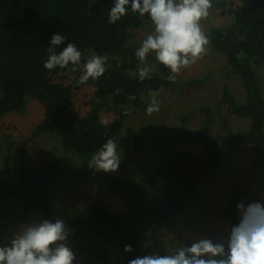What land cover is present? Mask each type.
Returning a JSON list of instances; mask_svg holds the SVG:
<instances>
[{"label": "trees", "instance_id": "obj_1", "mask_svg": "<svg viewBox=\"0 0 264 264\" xmlns=\"http://www.w3.org/2000/svg\"><path fill=\"white\" fill-rule=\"evenodd\" d=\"M212 5L221 9L222 15L230 16L232 22L210 29V46L225 57L228 76L239 80L243 92V100L238 102L228 85L223 84L217 106L224 105L229 114L249 122L246 130L234 133L217 109L222 132L229 146L248 145L257 165L264 168V99L254 69L264 64V0H239L232 7L224 0H212ZM113 6L114 0H0V120L10 113H24L28 97L43 109L41 120L15 149L19 156L24 155L28 143L51 135L58 137L63 151L83 161L90 160L110 138L118 150L141 149L147 145L146 139L124 123L128 108L144 111V98L150 91H184L203 82L162 79L168 69L153 54L148 58L155 62V68L149 79L139 82L138 75L130 73L139 60L135 57L137 47L130 46L129 41L144 21L151 20L147 14H133L129 8L121 20L109 24ZM57 33L65 36L64 43L57 46L58 53L73 43L82 53V63L93 55H102L107 61L104 75L81 85V72H72L71 65L46 70L43 64L47 47ZM85 86L93 88V96L89 111L80 115L73 109V96ZM117 89H122L120 95L115 94ZM130 95L135 100H128ZM100 111L114 114L104 128L95 125ZM199 112L203 118L197 128L187 126L185 115L177 134L156 137L158 164L148 191L135 187L127 162L122 160L117 172L104 183L106 193L120 201L122 210L98 205L66 219L73 247L84 254L83 264H128L131 259L145 256L139 252L141 241L181 214L198 193L201 180L219 170L227 149L211 133L214 111L201 107ZM177 142L194 145L199 152L180 150ZM63 172L57 162L27 166L21 161L14 169V180H0V234L37 220L54 222L50 183ZM241 202L247 206L252 201L248 190L236 186L221 211L228 228L212 234L215 242L226 238L227 231L239 223L236 205ZM195 241L190 239L184 244L190 246ZM126 245H131V252L124 251Z\"/></svg>", "mask_w": 264, "mask_h": 264}, {"label": "rangeland", "instance_id": "obj_2", "mask_svg": "<svg viewBox=\"0 0 264 264\" xmlns=\"http://www.w3.org/2000/svg\"><path fill=\"white\" fill-rule=\"evenodd\" d=\"M224 2L232 3V7L239 3V0H224ZM209 12V16L200 21L201 28L207 37L210 29L223 28L232 22L231 17L222 15L219 8L212 7ZM153 32L152 22L144 21L141 28L132 34L129 45L138 48L143 39ZM107 59L115 58L107 57ZM115 60L121 61L120 58ZM141 66L154 69L155 62L147 57L144 65H141L139 61L137 68L130 70V73L138 75V68ZM226 69L225 57L216 53L208 43L202 58L191 67L183 69L176 79L178 83H184L190 79H203L198 87L184 91H158L159 111L151 116L146 114V108L151 102L150 96L144 98L147 105L144 111L128 108L125 125L144 137L147 145L141 149L128 151L117 149V153L120 161L127 162L134 185L141 191L149 190L150 179L158 164L155 152L156 137L177 134L180 121L185 115H187V126L197 128L203 118L199 112L201 107L214 111L211 133L219 144L227 149L219 170L214 175L201 180L198 193L189 200L182 213L154 229L141 241L139 252L144 255H166L174 251L178 244H184L187 240L213 239L212 234L226 230L228 222L222 218L221 211L225 208L229 192L236 186L242 190H248V196L252 202H264V168L257 165L256 156L248 145L229 146V140L222 132L217 109L225 117L234 133L243 132L249 125L247 119H240L229 114L224 105L217 106L223 84L228 85L238 102L243 100L239 80L228 76ZM254 69L264 99V64ZM65 83L68 82L65 81ZM92 96L93 88L90 86L75 91L73 109L78 114L85 115L90 109L88 103ZM42 116L43 109L40 104L32 97H28L24 113H10L0 120V180H14V169L21 161L27 166L49 165L57 162L64 172L61 177L53 178L50 183L52 191L50 207L54 221L61 219L65 222L69 216L85 214L90 207L98 205L115 211L121 207L122 210L120 201L110 197L104 188L106 178L117 171L104 172L90 168L88 164L91 159L79 160L73 154L63 151L57 136H43L35 139L25 145L23 156L17 154L15 149L29 137L32 126L37 124ZM113 118V112L100 111L95 125L104 128ZM177 147L180 150L199 152L198 147L190 144L177 142ZM16 155L18 156L15 157ZM7 231L13 234L15 229L9 228ZM12 234L7 240L8 243ZM213 241L215 242L214 239Z\"/></svg>", "mask_w": 264, "mask_h": 264}, {"label": "clouds", "instance_id": "obj_3", "mask_svg": "<svg viewBox=\"0 0 264 264\" xmlns=\"http://www.w3.org/2000/svg\"><path fill=\"white\" fill-rule=\"evenodd\" d=\"M212 7V0H114L108 23L121 20L129 8L133 14H147L154 32L143 39L135 57L144 65L146 58L153 54L155 60L168 69V74L161 78L175 82L183 69L196 64L206 52L209 40L200 21L209 16ZM64 40L65 36L58 33L51 37L47 60L43 64L46 70L71 65L72 72H81L78 80L81 85L104 75L107 63L104 56L93 55L82 63V53L73 43L57 52V46ZM152 72L151 67H139V82L149 79ZM121 92L122 89H117L115 94ZM158 95L157 91L149 92L151 102L146 108L149 116L159 111ZM127 99L135 100V96L130 95ZM125 115H128L127 111ZM117 147L114 139H108L93 154L89 167L96 171L116 172L121 162ZM236 208L239 223L232 226L221 241L204 238L190 246L181 243L166 255H145L129 260L128 264H264V202L254 201L247 206L241 202ZM68 236L69 228L61 219L21 224L9 243L0 246V264H74L76 257L68 246ZM124 251L131 252V245H126Z\"/></svg>", "mask_w": 264, "mask_h": 264}, {"label": "built area", "instance_id": "obj_4", "mask_svg": "<svg viewBox=\"0 0 264 264\" xmlns=\"http://www.w3.org/2000/svg\"><path fill=\"white\" fill-rule=\"evenodd\" d=\"M18 227H19V226H17V227L14 228L15 231L17 230ZM11 234H12V233L9 232V231H6V233L3 232L2 235L0 234V245H1V246H3V245H5V244L8 243L7 240L9 239V237H10ZM68 246L72 249L73 253L75 254L76 259H75V261H74V264H83V262H82L81 259H82V257L84 256V254L80 253L77 249H75V248L73 247V242H72V239H71V237H70V234H69V236H68Z\"/></svg>", "mask_w": 264, "mask_h": 264}, {"label": "crops", "instance_id": "obj_5", "mask_svg": "<svg viewBox=\"0 0 264 264\" xmlns=\"http://www.w3.org/2000/svg\"><path fill=\"white\" fill-rule=\"evenodd\" d=\"M139 248V247H138ZM141 253V252H140ZM142 254V253H141ZM144 255V254H143Z\"/></svg>", "mask_w": 264, "mask_h": 264}]
</instances>
